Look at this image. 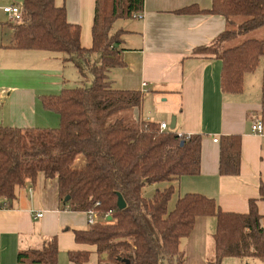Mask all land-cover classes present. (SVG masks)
<instances>
[{"label": "trees", "instance_id": "16d2710c", "mask_svg": "<svg viewBox=\"0 0 264 264\" xmlns=\"http://www.w3.org/2000/svg\"><path fill=\"white\" fill-rule=\"evenodd\" d=\"M143 4L144 0H95L92 46L85 49L79 27L67 22L64 7H57L55 0H22L23 20L14 26L10 46L60 53L92 82L40 98L45 110L58 115L57 128L0 126V209L10 208L17 190L27 182L34 185L43 174L56 179L61 210H92L97 215L87 230L73 231L77 244L94 251H68L72 264H88L92 254L96 264H184L180 241L192 233L200 217L216 222L208 264H222L228 258L264 262V215L256 201L249 202L247 213L239 214L223 212L211 198L186 194L168 210L174 183L199 174L202 135L161 132L159 124L134 118L143 94L115 89L108 78L111 69L125 65L123 32H113V24L136 18ZM197 11L192 6L177 13ZM209 13L223 17L226 29L210 45L193 51L220 60L221 90L239 93L244 75L254 72L264 57V39L229 44L264 28V0H211ZM93 55L99 56L97 63L91 60ZM259 118L264 125V102ZM240 160L241 136H222L219 175H239ZM162 182L170 185L152 197L144 196L146 186ZM118 195L123 209L117 207ZM259 198L264 201L263 183ZM16 264H58L56 237L37 248L20 249Z\"/></svg>", "mask_w": 264, "mask_h": 264}, {"label": "crops", "instance_id": "0c3cea01", "mask_svg": "<svg viewBox=\"0 0 264 264\" xmlns=\"http://www.w3.org/2000/svg\"><path fill=\"white\" fill-rule=\"evenodd\" d=\"M9 1L0 0L1 13L5 6L18 5ZM55 5L65 8L67 22L79 27L81 46L89 49L95 0H55ZM192 6L198 11L177 13ZM210 9L211 0H144L140 18L113 24V32H123L120 48L125 65L111 69L108 78L115 89L143 94L134 118L168 126L174 118L173 130L178 135H202L199 174L174 183L176 200L200 194L213 199L223 212L239 214L247 213L249 202L256 201L264 215V201L259 198V186L264 184V134L251 132L264 102V57L254 72L244 75L241 92L223 93L221 61L193 51L210 45L226 29L225 19L211 15ZM5 18L0 19V126L57 128L58 115L45 110L40 98L72 88L73 80L81 75L60 53L13 49V26ZM262 29L229 45L264 39ZM91 60L97 63L99 56L93 55ZM228 135L241 136L240 171L234 177L221 176L218 171L219 141ZM37 213L42 217L35 219ZM215 224L213 217L196 219L192 233L179 244L184 264H208ZM88 228L85 213L61 210L56 179L39 174L34 185L27 182L17 190L10 208L0 209V264H16L20 249L37 248L54 237L58 264L61 254L68 251L93 252V247L74 240V230ZM229 259L234 258L224 259L222 264Z\"/></svg>", "mask_w": 264, "mask_h": 264}, {"label": "rangeland", "instance_id": "374dc122", "mask_svg": "<svg viewBox=\"0 0 264 264\" xmlns=\"http://www.w3.org/2000/svg\"><path fill=\"white\" fill-rule=\"evenodd\" d=\"M9 2L10 3H16L18 5L22 4V0H10ZM0 19H2V21H5V19H6L4 14L1 12H0ZM9 23H10V25L13 26V28H14V26H17V24H13L12 22H9ZM262 30L263 31H261V35L264 36V29H262ZM91 63H93V62H91ZM91 82H92V77L85 72V77H79L77 75V77L73 80L71 86L72 87H89L91 85ZM169 185H170V183H168V182H162V183H156V184H153L150 186H146L143 190V194L145 197L149 198L154 194V192L156 190H163L166 187H168ZM175 201H176V195H173L171 200L169 201V204H168V210L169 211H171L174 208ZM211 244H212V241H211L210 245ZM59 264H69V261L67 259V255L61 254V256L59 257ZM88 264H96V256L95 255L91 256ZM225 264H264V263L259 259L244 258V259H229Z\"/></svg>", "mask_w": 264, "mask_h": 264}, {"label": "built area", "instance_id": "2783aa9c", "mask_svg": "<svg viewBox=\"0 0 264 264\" xmlns=\"http://www.w3.org/2000/svg\"><path fill=\"white\" fill-rule=\"evenodd\" d=\"M4 15L7 17L9 22H12L13 24H20L23 20V10L20 5H9L5 6L2 9ZM137 18H140L141 15L136 16ZM145 86V84H143ZM159 130L161 132L169 130V126L166 123H160L159 124ZM251 132L255 135L262 136L264 134V125L260 121V119H257L253 121L251 124ZM215 143H218V140H213ZM86 215V222L87 225L90 227L94 225L97 221V215L94 211L89 210L85 212ZM42 217V213L35 214L34 218L38 219Z\"/></svg>", "mask_w": 264, "mask_h": 264}, {"label": "water", "instance_id": "95a60500", "mask_svg": "<svg viewBox=\"0 0 264 264\" xmlns=\"http://www.w3.org/2000/svg\"><path fill=\"white\" fill-rule=\"evenodd\" d=\"M175 128V119L172 118L171 120V124L169 126V129L170 130H173ZM81 161L79 160L78 163H80ZM68 198H65V201L67 200ZM117 207L118 209H123L125 207V203L122 199V197L120 195H118V199H117Z\"/></svg>", "mask_w": 264, "mask_h": 264}]
</instances>
